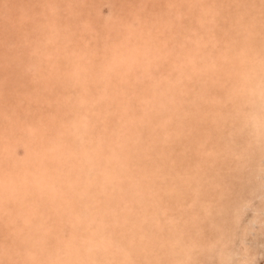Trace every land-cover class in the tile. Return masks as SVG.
<instances>
[{"label": "rangeland", "instance_id": "374dc122", "mask_svg": "<svg viewBox=\"0 0 264 264\" xmlns=\"http://www.w3.org/2000/svg\"><path fill=\"white\" fill-rule=\"evenodd\" d=\"M263 4L264 0H0V181L9 180L8 190L14 187L10 181L28 170L23 162L32 158L29 150L36 135L52 139L49 146L61 145L55 157L67 156L59 162L62 177L46 184L41 195L36 178L29 182L33 191L21 202L4 190L6 201L2 200L0 192V264H71L87 250L107 264H121L117 260L123 257L122 250H134L131 264L146 259L155 264L152 245L166 236L181 235L186 228H180L182 220L181 225H192L196 233L205 228L203 234H196L202 243L212 241L207 250L190 247L187 264H264V129L260 126L264 103L262 96L250 103L238 88L248 75L249 80L256 76L264 81ZM239 54L253 60L247 76L243 75L246 60L235 63ZM59 59L65 62L68 76L63 70L52 76V65ZM41 66L46 72L38 70ZM87 80L101 81L108 92L94 100V106L86 104L77 111L94 130L84 138L67 135L59 117L76 113L70 95L80 92ZM69 136L79 139L73 143ZM66 146L80 148L74 150L76 159ZM92 167L100 170L98 179ZM112 168L130 176L118 182L112 174L104 178ZM118 183L125 191L118 195L122 203L116 195L104 202L105 195L99 199L93 190L97 186L109 190L112 185L119 189ZM163 184L174 191L165 188L157 193ZM140 189L146 190L143 196ZM82 190L84 195L79 194ZM48 196L55 202H48ZM8 202L7 208L14 211L11 216L1 207ZM207 202L216 208L206 209ZM52 205L58 207L54 206L57 213ZM32 207L36 208L32 211ZM142 207L147 212L139 213ZM134 223L139 234L146 230L154 240L122 246ZM30 245L37 248L32 251Z\"/></svg>", "mask_w": 264, "mask_h": 264}, {"label": "bare ground", "instance_id": "6f19581e", "mask_svg": "<svg viewBox=\"0 0 264 264\" xmlns=\"http://www.w3.org/2000/svg\"><path fill=\"white\" fill-rule=\"evenodd\" d=\"M41 1H43V0H41ZM101 1H103V0H101ZM256 1V0H255ZM37 2V1H36ZM38 3V2H37ZM150 3V2H149ZM259 3V2H258ZM41 4V3H40ZM157 4V3H156ZM38 5V4H37ZM126 5V4H125ZM150 5V4H149ZM154 5V4H153ZM264 5V4H263ZM124 6V5H123ZM262 6V5H261ZM39 7V6H38ZM159 7V6H158ZM169 7V6H168ZM132 9V8H131ZM141 11V10H140ZM112 12H113V14H115V10H112ZM128 13V12H127ZM242 13V12H241ZM254 14V13H253ZM259 14V13H258ZM245 15V14H244ZM115 16V15H114ZM247 16V15H246ZM162 17V16H161ZM114 18V17H113ZM129 18V17H128ZM237 19V18H236ZM56 20V19H55ZM152 27V26H151ZM186 27H188V26H186ZM190 27V26H189ZM158 28V27H157ZM140 31V30H139ZM263 31V30H262ZM141 32V31H140ZM106 35V34H105ZM107 35H109V34H107ZM256 35V34H255ZM257 36V35H256ZM261 38V37H260ZM153 42V41H152ZM151 43V42H150ZM242 43V42H241ZM140 44V43H139ZM151 44H153V43H151ZM141 45V44H140ZM242 47H244V45H241ZM150 47V46H149ZM241 47V48H242ZM57 50H61L60 49V46L58 45L57 46ZM137 49V48H136ZM133 50V49H132ZM139 50V49H138ZM139 55V54H138ZM240 56H242V58L241 59H239V57ZM62 58V57H61ZM235 59V58H234ZM48 60H49V58H48ZM48 60H47V62H48ZM241 60V61H240ZM244 60H246V62H245V65H246V70L243 72L244 74L243 75H245V76H247V72L248 71H250V65H252V62H253V60L251 61V60H247L246 59V56L245 55H241V54H239V56L238 57H236V62L235 63H241V64H243V62H244ZM45 61V60H44ZM136 61V60H135ZM46 62V61H45ZM49 64V63H48ZM69 64H71L69 61H68V65H66L67 67H69ZM53 67L51 68L52 69V76H57L59 73H60V71L61 70H63V71H65V75L66 76H68L69 75V72L67 71V69L64 67L65 66V62H63V61H61V59H59V60H56L55 61V64H53L52 65ZM215 66V65H214ZM210 67V66H209ZM238 69L236 66L234 67V69ZM45 69V66L44 67H38V70L39 71H43ZM119 69V68H118ZM116 70V69H115ZM238 71H240V70H238ZM45 72H46V69H45ZM71 72V71H70ZM127 74V73H126ZM129 74V73H128ZM133 76V75H132ZM130 78V77H129ZM251 78V77H250ZM254 79V80H253ZM253 79H250L249 80V75L247 76V79H246V82L243 84V86H240V85H238L239 87V90L241 91V94H240V96H243V98H247V101H249L250 103H252V101H251V99H254L255 97H257V98H255V100L256 101H259V99H258V96L259 97H261L262 96V103H264V81L262 80H260V79H256V76H254V78ZM164 83V82H163ZM82 87V89H81V91L79 92H77V94L76 93H74V95H70V98L71 99H73V101L76 103V113H75V111L73 110L72 112H71V115H69L68 114V116H67V118H66V116H65V114L63 113L62 115H64L65 117H63V116H61V117H59V121H61V122H63L64 123V125H63V131L64 132H67V135H75V136H77V137H80V138H84V136H87L88 135V133L87 132H90V131H93L94 130V128L92 127V126H87L86 125V121L84 120V119H82V118H79L78 117V112L77 111H79L78 109L80 108V107H82L83 105H86L87 104V106H88V104H91V106H94V104H93V102H95L96 101V99L97 98H101L100 96H101V94H102V96H103V94H105V93H107L108 92V90L106 89V87H104L103 86V84L101 85V81H98V82H95V83H92V80L91 81H89V80H87V83L84 85L83 83H82V85H81ZM99 86V87H98ZM71 88H74V87H71ZM84 89H86V90H84ZM92 89L94 90V91H92ZM168 90V89H167ZM33 91V90H32ZM30 92V91H29ZM96 92L97 93H99V95H97L96 94ZM169 92H171L170 90L168 91V93ZM39 93V92H38ZM155 93V95L154 96H156V91L154 92ZM35 94V93H34ZM137 94H139V92L137 93ZM260 94V95H259ZM250 95H253V97L251 96L250 97ZM39 96V95H38ZM38 98V97H37ZM165 98V97H164ZM169 98V97H168ZM241 99V98H240ZM95 100V101H94ZM40 101V100H39ZM169 101V100H168ZM230 101V100H229ZM230 103H232L231 101H230ZM233 105V104H232ZM234 106V105H233ZM78 113V114H77ZM246 114V113H245ZM249 115V114H248ZM237 116V115H236ZM242 116V115H241ZM220 118H221V116H220ZM244 118V117H243ZM239 119V118H238ZM135 122V121H134ZM71 124H73V125H71ZM81 125V126H80ZM263 129H264V118H263V120L261 121V125H260ZM66 127H76L75 129H77V131L76 132H73V131H75V130H72V129H67ZM144 129V128H143ZM146 129V128H145ZM60 130V129H59ZM243 130V129H242ZM242 132V131H241ZM219 133V132H218ZM58 134H60V132H58ZM66 134V133H65ZM220 134V133H219ZM89 135H90V133H89ZM46 140V141H43V140ZM61 139H63V138H61ZM79 139V138H78ZM77 138H74L73 137V139H72V136H69V138L67 139L68 141H70V142H73V143H76V141L78 140ZM48 141V142H47ZM51 141V143H53L52 142V139H46L45 138V136L44 135H41L40 134V136H35L34 137V144L32 145V147L30 148V150H29V155L32 157V158H29V159H27V160H25L23 163L24 164H27L28 163V170H26L25 172L24 171H21V174H20V176H21V178H20V176L18 175V177H19V179H14V180H12V181H10V183H13L14 184V187H12V188H10V186H11V184H10V186H9V188L10 189H8V190H6L7 189V184H9L8 182H9V180L8 181H4V179H2L1 181H2V183H1V181H0V192L2 193L1 195V199L2 200H5L6 201V198H5V196L3 195V190H4V194H6V193H11L12 194V197H14L15 199H16V201L17 200H19L20 199V202H21V200L23 201V199L25 198L26 199V197L30 194V190L31 191H33V186L31 185H29V182H31V181H34V180H32V178H36L35 180V188H37V191L40 193V192H42V193H44V190H46V184H48L49 182H51L52 184L53 183H55L54 181L56 180V178L58 177V176H60V177H62V173H61V165L59 164V162H61L62 160H60V158H62V157H55V152H57L56 150H58L59 149V147L61 146H59V145H56V146H49V142ZM61 141V140H60ZM80 141V143H81V139L79 140ZM78 141V142H79ZM91 142H92V140H91ZM224 142V141H223ZM65 143H66V141H65ZM78 144V143H77ZM89 144H91L90 142H89ZM55 145V144H54ZM83 146V145H82ZM103 146H104V144H103ZM65 147V145H63V148ZM76 147H77V145H76ZM66 148H67V146H66ZM65 148V149H66ZM70 147H68L67 149H69ZM79 148V147H78ZM77 148V149H78ZM97 148H99V147H97ZM62 148H60L59 150H61ZM65 149H63V150H65ZM77 149H74V150H77ZM95 149V148H94ZM93 149V150H94ZM102 149V148H101ZM32 150V151H31ZM63 150H62V152H63ZM72 150V151H71ZM74 150L72 149V148H70V150H68V151H71L70 152V157L71 156H74V158L76 159V156L78 155V153L77 152H74ZM78 150H80V148L78 149ZM83 150V149H82ZM51 153H50V152ZM66 151V150H65ZM92 151V150H91ZM90 151V152H91ZM98 151V150H97ZM106 151V150H105ZM52 152L54 153L53 155H52ZM109 152V151H108ZM46 153V154H45ZM50 153V154H49ZM64 153V152H63ZM76 153H77V155H76ZM86 153V152H85ZM84 153V154H85ZM101 153V152H100ZM45 154V155H44ZM60 153H58V155H59ZM83 154V155H84ZM95 153H93V155H94ZM52 156V157H50V158H46L47 156ZM61 155V154H60ZM79 155H80V153H79ZM104 155H106V153L104 154ZM54 156V157H53ZM61 156H64V155H61ZM111 156H113V155H111ZM34 157V158H33ZM65 157V156H64ZM62 158V159H64L63 161H65V158H66V160H67V156L65 157V158ZM81 157V156H80ZM93 157V156H92ZM104 157H106V156H104ZM114 157V156H113ZM72 158V157H71ZM107 158V157H106ZM51 159V161H49L48 162V160H50ZM74 159V160H75ZM77 159H79V157L77 158ZM93 159V158H92ZM91 159V160H92ZM109 159V158H108ZM117 159V158H116ZM115 159V160H116ZM73 160V159H72ZM84 160V159H83ZM91 160H89V161H91ZM111 160H112V158H111ZM111 160L109 161V162H111ZM48 163H47V162ZM55 161V162H54ZM80 161V160H79ZM86 161V160H85ZM93 161V160H92ZM113 161V160H112ZM50 162H53L54 164H51L50 166H49V164H50ZM69 162V161H68ZM68 162H67V164H68ZM71 162V161H70ZM69 162V163H70ZM104 162V161H103ZM63 163V162H62ZM77 163V162H76ZM75 163V164H76ZM84 163V162H83ZM88 163H90V162H88ZM86 164V163H85ZM94 164V163H93ZM69 165V167H71V164H68ZM80 165V164H79ZM21 167H22V165H20ZM26 166V165H25ZM77 166H78V164H77ZM77 166H75V167H77ZM86 166V165H85ZM95 166V165H94ZM122 166H124V170H126L127 168H128V166H127V164L125 163V164H123L122 163ZM68 167V168H69ZM74 167V166H73ZM73 167H72V169H73ZM74 167V168H75ZM80 167V166H79ZM98 168H99V166H97ZM26 168V167H25ZM90 168V167H89ZM20 169V168H19ZM66 169V168H65ZM81 169V168H80ZM88 168H86V170H87ZM70 170V169H69ZM82 170V169H81ZM80 170V171H81ZM86 170L84 171V172H86ZM103 170V169H102ZM109 170V169H108ZM111 170V169H110ZM16 171V170H15ZM19 171V172H20ZM62 171H65L64 169H62ZM83 171V170H82ZM88 171L90 172L91 171V169L89 170L88 169ZM100 171V170H99ZM99 171H98V169L97 168H94L93 169V167H92V172H93V174H95V175H97V179H98V174H99ZM116 170H114L113 168H112V170L111 171H109L108 173L109 174H105L106 176L104 177V178H109V176H111V174H112V176L113 177H115V179L117 180V182L119 181V180H123V178H127V177H129L130 176V174H126V175H124V173H125V171L123 172V171H121V172H123V175H121L120 173L121 172H119V173H114ZM22 172H24V173H22ZM71 173H73L72 171H70ZM88 172V173H89ZM92 172H90V173H92ZM103 172V171H102ZM177 172V171H176ZM58 173V174H57ZM83 173V172H82ZM87 173V172H86ZM86 173H84V174H86ZM87 173V176L90 174H88ZM104 173V172H103ZM75 174V173H74ZM58 175V176H57ZM78 175H79V173H78ZM82 175V174H81ZM141 175H143V177H144V175L145 174H143V172L141 173ZM80 176V175H79ZM85 176V175H84ZM111 176V177H112ZM140 176V175H139ZM138 176V177H139ZM158 177L157 178H160L161 176L160 175H157ZM165 176V175H164ZM66 176L64 175V177L63 178H65ZM82 177V176H81ZM96 177V176H95ZM15 178H16V176H15ZM141 178V177H140ZM155 178V177H154ZM164 179L165 178H167L166 176L165 177H163ZM190 178V177H189ZM0 179H1V176H0ZM11 179V178H10ZM90 179V178H89ZM88 179V180H89ZM92 179V178H91ZM96 179V180H97ZM136 179V178H135ZM88 180L87 179H84L83 181L84 182H88ZM111 180V179H110ZM129 180H131L130 181V183L132 184L133 183V177L131 178H129ZM161 180H162V178H161ZM165 180H167V179H165ZM77 181V180H76ZM76 181H74V182H76ZM136 181V180H135ZM229 181V180H228ZM65 182H69V181H65ZM74 182H72V185H70L71 187L73 186L74 187ZM78 182H80L79 180H78ZM105 182V181H104ZM107 182V181H106ZM105 182V183H106ZM109 182V181H108ZM62 183V182H61ZM61 183H59L60 184V186H61ZM74 183V184H73ZM113 183H114V181H113ZM120 183H121V181H120ZM138 183V182H137ZM146 183H147V181H146ZM158 183H161V182H158ZM157 182H155L154 183V185L155 184H158ZM63 184H65V183H63ZM92 184H94V183H92ZM103 184V183H102ZM119 184V183H118ZM131 184H129V185H131ZM20 185V186H19ZM66 185V184H65ZM106 185L108 186V184L106 183ZM106 185L104 184V186H105V188H106ZM29 186H30V188H29ZM77 186V185H76ZM79 186H81V185H79ZM86 186V185H85ZM94 186V185H93ZM100 186H101V184H100ZM140 186V185H139ZM153 186V185H152ZM52 187H54V185H52ZM83 187V186H82ZM91 187V186H90ZM102 187V186H101ZM101 187H99V186H97L96 188L97 189H93L94 191L96 190L97 192H98V195H97V198H101L102 196H104L105 195V199H107V200H105L104 202H108V198H112L113 197V195L115 196H117V198H115V199H118L119 198V201H120V203H122L121 202V200H120V198L122 197H119L118 195H120V194H122V195H124V193H125V191L123 190V189H121V187H122V185H120L119 184V189H114L115 188V186H111L112 187V189H109V190H99V189H101ZM144 188H146L145 187V185L143 186ZM59 188V187H58ZM61 188V187H60ZM59 188V190H62V189H60ZM66 188H68V187H65V189ZM92 188V187H91ZM127 188H128V186H127ZM162 188V189H161ZM157 187V193L158 192H161V191H163V190H165V188L168 190V188H167V185H164L163 184V186L162 187ZM57 190V188H54V189H52L53 191L54 190ZM79 189H82L81 187L79 188ZM102 189H104L103 187H102ZM59 190H57L58 192H59ZM84 190H88V188H87V186H86V189H84ZM99 190V191H98ZM166 190V191H167ZM5 191H7V192H5ZM76 191V190H75ZM83 191V190H82ZM140 192L139 193H141V195H142V193L144 192H146V190H139ZM174 190H171V189H169L168 190V192L169 193H172ZM108 192H110V194L108 193ZM112 192H115V194L114 193H112ZM136 192V191H135ZM71 193V192H70ZM69 193V194H70ZM84 193V191L83 192H80L79 194H81V195H84L83 194ZM86 193H88V191L87 192H85V194ZM106 193H108V194H106ZM117 193V194H116ZM138 193V192H137ZM50 194V193H49ZM56 195H58V193L56 192L55 193ZM54 194V195H55ZM68 194V195H69ZM75 194V193H74ZM40 195H41V193H40ZM53 195V196H54ZM59 195H60V193H59ZM76 195H77V192H76ZM75 195V196H76ZM80 195V196H81ZM141 195H140V197H141ZM149 195H150V193H149ZM11 195H9V196H7V198L8 197H10ZM31 196V195H30ZM51 196V195H50ZM78 196V195H77ZM80 196H78V197H80ZM93 196V195H92ZM143 196V195H142ZM32 197V196H31ZM34 197H36V195L34 194V196H33V198ZM28 198V197H27ZM48 198V199H47ZM52 198V197H51ZM51 198H49V196L48 197H46V200L49 202V199H51ZM57 198V197H56ZM69 198V197H68ZM67 198V199H68ZM72 198H74V197H72ZM31 199V198H30ZM57 199H59V198H57ZM62 199H63V197H62ZM66 199V198H65ZM82 199H84V198H82ZM11 200H13V198L11 199ZM52 200V199H51ZM54 200V199H53ZM52 200V201H53ZM60 200H61V198H60ZM76 200L78 201V198H76ZM86 200V199H85ZM113 200V199H112ZM10 201V200H9ZM15 201V200H14ZM15 201V202H16ZM27 201V200H26ZM41 201V200H40ZM63 201V200H62ZM67 201V200H66ZM82 200H80V201H78V202H81ZM98 201V200H97ZM11 202V201H10ZM43 202H45V201H43ZM53 202H55V200L53 201ZM60 202V201H59ZM64 202H65V200H64ZM86 202V201H85ZM118 202V201H117ZM123 202H124V200H123ZM13 203V202H12ZM27 203V202H26ZM30 203V202H29ZM32 203V202H31ZM46 203V202H45ZM45 203H44V206H45ZM77 203V202H76ZM95 203V202H94ZM116 203V202H115ZM7 204H9V202L8 203H6V204H4L3 203V205H1V207L2 208H4L6 211H5V213H9V212H11L10 210H11V206H10V210H9V208H7L8 206H7ZM15 205H16V203H14ZM20 204V203H19ZM18 204V205H19ZM43 204V203H42ZM56 205H59V207H60V204H58V203H55ZM62 204H64L63 202H62ZM78 204H80V203H78ZM83 204H85V203H83ZM88 205L89 204H92L91 202L90 203H87ZM95 204H98V202H96ZM117 204V203H116ZM131 204V203H130ZM205 205V207H206V209H210V208H212V209H215L216 207L215 206H213L211 203H209V202H207V203H204ZM39 205V204H38ZM50 205V203L48 204V206ZM94 205V204H93ZM112 205V204H111ZM122 205H124V204H122ZM125 205H126V203H125ZM212 205V206H211ZM13 206V205H12ZM20 206V205H19ZM33 206H35L34 205V203H33ZM41 206V205H40ZM53 207L52 208H54V206L55 205H52ZM65 206V205H64ZM81 206H83V205H81ZM80 206V207H81ZM96 206V205H95ZM107 206H109V205H107ZM117 206V205H116ZM127 206V205H126ZM125 206V207H126ZM15 207H17V206H15ZM57 209H58V207L57 206H55ZM215 207V208H214ZM34 208H36V207H34ZM33 207H32V211H33V209H34ZM37 208H39V207H37ZM45 208H47V204H46V206H45ZM56 208H54V209H56ZM68 208V207H67ZM117 208H118V206H117ZM30 209V208H29ZM28 208H27V211L29 210ZM42 209H44V207L42 208ZM54 209H51V208H49L48 207V210H54ZM57 209H56V213H57ZM104 209V208H103ZM138 209H141V211L139 212V213H144V211H146L147 212V209H144L143 207L142 208H138ZM137 209V210H138ZM13 210V209H12ZM40 210V209H39ZM59 210V209H58ZM69 210V209H68ZM118 210V209H117ZM239 210V209H238ZM19 211H21V210H19ZM19 211H18V213H19ZM32 211H30L31 213H32ZM60 211H61V209H60ZM75 212H76V210H74ZM95 211H96V209H95ZM224 211V210H223ZM12 212H14V211H12ZM12 212L11 213H9L8 214V216H11V214H12ZM15 212H16V210H15ZM35 212H37V211H35ZM40 212V211H39ZM51 212V211H50ZM88 212V211H87ZM98 212H100V211H98ZM134 212V211H133ZM27 213V212H26ZM43 213H44V211H43ZM46 213L47 214H49L48 212H47V209H46ZM46 213H44V214H46ZM59 213H62V212H59ZM64 213V212H63ZM65 213H66V211H65ZM80 212H78V214H79ZM82 213V212H81ZM123 213H125V212H123ZM21 214V213H20ZM42 213L40 212V215H41ZM52 214H55L54 212L52 213ZM35 215V214H34ZM67 215V214H66ZM99 215V214H98ZM121 215H122V213H121ZM184 215V214H183ZM6 216L7 215H5V218H6ZM46 216V215H45ZM55 216V215H54ZM57 216V215H56ZM73 216H75V215H73ZM77 216V215H76ZM139 216H141L140 214H139ZM4 217V216H3ZM22 218H24V216H21ZM25 217H29V216H25ZM37 218H38V216H36ZM40 217V216H39ZM42 217V216H41ZM39 218V221H40V219H42V218ZM47 217V216H46ZM48 217H49V215H48ZM50 217H51V215H50ZM58 217L60 218V216L58 215ZM58 217H56L55 219H57ZM179 217V216H178ZM182 217V216H181ZM61 218H62V216H61ZM61 218H60V220H61ZM73 218V217H72ZM71 218V219H72ZM76 218V217H75ZM152 218V217H151ZM193 218V216H191V219ZM2 219V218H1ZM32 219V218H31ZM50 219V218H49ZM64 219H66L67 220V218H64ZM79 219V218H78ZM86 219H87V217H86ZM190 218H188V220H189ZM219 219V218H218ZM7 220V219H6ZM12 220V219H11ZM30 220V219H29ZM51 220H53V217L51 218ZM74 220V219H73ZM72 220V221H73ZM127 220V219H126ZM32 221V220H31ZM31 221H30V223H31ZM75 221H78V220H75ZM81 221V220H80ZM82 221H84V220H82ZM128 221V220H127ZM178 221V220H177ZM183 221V220H182ZM182 221H179V226H180V228L183 230L185 227V229L182 231V234L181 235H176V237L174 238V236L173 237H168V236H166V239L165 238H161V239H163L162 241V243H157V245H152V246H155V247H153L154 248V250H152V251H154L152 254V257L154 256V255H156V259H154L155 260V264H157L158 263V260H159V264H187V262L186 261H188L187 260V257H188V250L190 249V247H191V250L194 248V246L195 245H197V247H195V248H200V249H203V250H207L208 248H207V246H208V244H210V242H212V241H210V240H206L207 242H204V243H202V241H200V239H198L197 238V236H196V234L198 233V231H199V233H202L203 234V231L205 230V228L204 227H200L199 228V230L197 231V233H196V231H193V227H191V226H187V225H181L180 223H182ZM187 221V220H186ZM192 221H193V219H192ZM7 222V221H6ZM33 222V221H32ZM57 222V221H56ZM69 222V221H68ZM79 222V221H78ZM141 222V221H140ZM161 222V221H160ZM188 222V221H187ZM195 222L197 223L198 222V220H195ZM20 223V222H19ZM52 224V223H51ZM71 224V223H70ZM75 224V223H74ZM178 224H176V225H178ZM199 224V223H198ZM38 225V224H37ZM196 225V224H195ZM16 225H14L13 227L14 228H16L17 229V227H15ZM24 226V225H23ZM22 226V227H23ZM18 227H19V225H18ZM37 227V226H36ZM42 227H43V225H42ZM31 228H33V227H31ZM45 228V227H44ZM49 228V227H48ZM47 228V229H48ZM88 228V227H87ZM18 229H20V228H18ZM17 229V230H18ZM28 229V228H27ZM34 229V228H33ZM39 230L41 229V228H38ZM140 228H139V226L136 224V223H134L133 224V226H131L130 228H128V230L130 231H128V233H126L125 235H127V238H126V240L123 242V244H122V246H124L125 245V247L126 246H128V247H131L132 246V244H138V243H145V242H148V243H150L151 241H153L154 239H152V238H150V236H149V234L146 232V230L144 231V230H140L141 231V234H139V232H138V230H139ZM213 229V228H212ZM10 230V229H9ZM24 230V229H23ZM36 230V232H37V228L35 229ZM43 230V229H42ZM45 230V233H46V229H44ZM52 230V229H51ZM51 230H50V232H51ZM6 231V230H5ZM5 231H3V232H5ZM8 231V230H7ZM25 232H26V229L24 230ZM33 231V230H32ZM31 231V232H32ZM72 231V230H71ZM9 232V231H8ZM24 232V233H25ZM28 232V231H27ZM31 232H29V233H31ZM40 232V231H39ZM43 231H41L40 232V234L42 233ZM217 232V231H216ZM45 233H43V234H45ZM59 233V232H58ZM84 233V232H83ZM130 233V234H129ZM2 234V233H1ZM23 234V233H22ZM26 234V233H25ZM28 234V233H27ZM47 234V233H46ZM50 234V233H49ZM49 234H47V235H49ZM70 234V233H69ZM217 234V233H216ZM216 234H214V236H216ZM219 234V233H218ZM10 235V234H9ZM13 235V237L15 236V234H12ZM12 235H11V237H12ZM24 235V234H23ZM31 235V234H30ZM33 235V234H32ZM35 235V234H34ZM58 235V234H57ZM76 235V234H75ZM80 235V234H79ZM21 236V235H20ZM25 236V235H24ZM24 236H21V238L22 237H24ZM54 236V235H53ZM28 237H30V236H27V238ZM34 237V236H33ZM35 237H36V235H35ZM42 237H45V238H47L46 236H42ZM41 237V238H42ZM218 237V236H217ZM16 238V237H15ZM37 238H40L39 237V235H38V237ZM84 238V237H83ZM148 238H150L149 240H148ZM4 239V238H3ZM14 239V238H13ZM24 239H26V238H24ZM24 239L22 240L23 242H25L26 243V240L24 241ZM30 239V238H29ZM78 239H79V237H78ZM214 240H215V238H213ZM218 239V238H217ZM34 240H35V238H34ZM38 240V239H37ZM10 241V240H9ZM28 241V240H27ZM31 241L33 242V238H32V236H31ZM5 242V241H4ZM41 243H43V241L41 240L40 241ZM161 242V241H160ZM6 243L7 242H5V245H6ZM24 243V244H25ZM40 243V244H41ZM84 243V242H83ZM153 243H155V242H153ZM2 244V243H1ZM33 244V243H32ZM37 244V243H36ZM18 245V244H17ZM26 245H27V243H26ZM25 245V246H26ZM31 246V245H30ZM29 246V247H30ZM33 246L34 245H32L31 247L32 248H30L32 251H33V249L35 250L36 248H33ZM52 246V245H51ZM117 246V248L119 249V251L120 250H122V246H118V245H116ZM151 246V247H152ZM44 247V246H43ZM2 248V247H1ZM46 249H47V247H45ZM4 249V248H3ZM41 249V248H40ZM68 249V248H67ZM125 249V248H124ZM24 251H25V249H24ZM69 251V250H68ZM134 251V250H133ZM132 250H122V251H120V254H124L123 255V257L121 258H119L118 257V260L117 261H121V264H131V263H133L132 262V259L134 258V256L132 255L131 256V252H133ZM4 252V251H3ZM10 252V251H9ZM37 252V251H36ZM35 252V253H36ZM80 252H83V251H81L80 250ZM86 252H89V250H87ZM86 252H85V254H81V258H80V260H78V259H74V260H72V262H71V264H88V262L90 263V264H101V262H106V264H107V261L108 260H103V261H99V259H98V255H97V253L96 252H94V253H90L89 252V254H86ZM98 252H100V250L98 251ZM122 252H124V253H122ZM127 252V253H126ZM136 252V251H135ZM202 252V251H201ZM39 253H41V252H39ZM38 253V254H39ZM64 253V252H63ZM67 253V252H66ZM78 253V252H77ZM76 253V254H77ZM96 253V254H95ZM4 254V253H3ZM91 254L93 255V256H91ZM151 254V253H150ZM162 254V255H161ZM164 254H166L165 256H164ZM32 255H33V253H32ZM84 255H86L85 257H84ZM88 255V256H87ZM2 256V255H1ZM31 257V253H30V255H28L27 256V258L28 257ZM77 256V255H76ZM138 256H140V255H138ZM149 256V255H148ZM5 257V256H4ZM29 257V258H30ZM88 257H90V258H88ZM142 257V256H141ZM18 258V257H17ZM36 258V257H35ZM34 258V260H36V261H38L37 259H35ZM145 258V257H144ZM4 259V258H3ZM32 259V258H31ZM2 260V259H1ZM39 260H40V258H39ZM42 260H43V258H42ZM31 261V260H30ZM152 261L153 260H148V259H146V262H143V261H138L136 264H151L152 263ZM23 262V261H22ZM29 262V261H28ZM32 262L34 263V261L32 260ZM31 262V263H32ZM100 262V263H99ZM190 262V261H189ZM193 263H189V264H197L195 261H192ZM20 263H21V260H20ZM40 263H41V261H40ZM3 264V263H2ZM35 264H37V262H35ZM48 264H51L50 262L48 263Z\"/></svg>", "mask_w": 264, "mask_h": 264}]
</instances>
